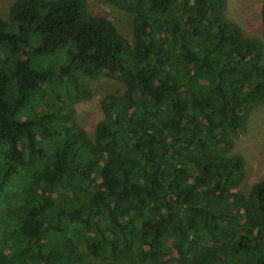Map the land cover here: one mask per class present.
I'll use <instances>...</instances> for the list:
<instances>
[{
    "label": "trees",
    "instance_id": "obj_1",
    "mask_svg": "<svg viewBox=\"0 0 264 264\" xmlns=\"http://www.w3.org/2000/svg\"><path fill=\"white\" fill-rule=\"evenodd\" d=\"M105 1L132 39L89 0L0 14V264H264V178L244 192L234 151L264 42L229 0ZM101 75L124 89L91 135L77 105Z\"/></svg>",
    "mask_w": 264,
    "mask_h": 264
},
{
    "label": "rangeland",
    "instance_id": "obj_2",
    "mask_svg": "<svg viewBox=\"0 0 264 264\" xmlns=\"http://www.w3.org/2000/svg\"><path fill=\"white\" fill-rule=\"evenodd\" d=\"M15 0H0V14L8 17L9 9ZM90 6L98 14H104L114 20L124 33L133 38L131 13L105 0H89ZM264 0H229L228 15L238 22L244 32L264 42L262 7ZM121 30V31H122ZM122 31V32H123ZM93 97L77 105L81 123L93 135L101 118L100 101L108 93L122 92L124 84L114 78L101 75L95 79H87ZM247 129L235 138L234 151L242 154L247 161V175L242 182V190L247 192L254 183L264 178V106L257 108L250 116ZM178 263V262H176ZM181 264V263H179Z\"/></svg>",
    "mask_w": 264,
    "mask_h": 264
}]
</instances>
